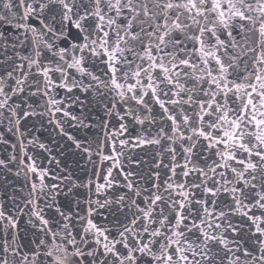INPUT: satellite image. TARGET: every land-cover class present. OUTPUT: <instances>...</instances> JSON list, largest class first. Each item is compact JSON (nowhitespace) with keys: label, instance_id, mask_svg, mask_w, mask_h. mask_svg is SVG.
<instances>
[{"label":"snow or ice","instance_id":"snow-or-ice-1","mask_svg":"<svg viewBox=\"0 0 264 264\" xmlns=\"http://www.w3.org/2000/svg\"><path fill=\"white\" fill-rule=\"evenodd\" d=\"M0 264H264V0H0Z\"/></svg>","mask_w":264,"mask_h":264}]
</instances>
